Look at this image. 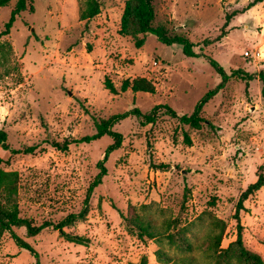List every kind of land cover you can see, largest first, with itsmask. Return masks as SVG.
<instances>
[{
  "label": "rangeland",
  "instance_id": "obj_1",
  "mask_svg": "<svg viewBox=\"0 0 264 264\" xmlns=\"http://www.w3.org/2000/svg\"><path fill=\"white\" fill-rule=\"evenodd\" d=\"M125 1L98 0L99 13L86 22L80 19L85 0H26V9L0 37V128L9 147L0 144L1 167L17 173L20 216L38 225L78 213L112 138L72 143L67 150L51 142L92 134L96 121L134 107L146 113L164 103L178 114L191 113L220 82L206 55L229 79L204 104L199 129L165 113L146 124L133 114L113 124L121 145L105 160L106 174L89 196L85 216L63 227L81 241L52 227L33 236L24 227L14 231L41 264H128L143 255L149 264H164L156 258L158 249L172 262L213 264L214 252L203 249L219 230L212 216L225 223L220 247H226L236 237L232 216L241 191L261 167L264 172V0L236 13L225 28V15L252 0H153L154 24L189 38L198 56L151 33L140 46L121 35ZM15 2L0 6V31ZM238 69L243 75L231 74ZM138 77L154 90H120L124 79ZM105 78L118 93L105 88ZM185 132L191 144L184 142ZM28 146H36L33 153L21 151ZM244 207V245L264 261V186ZM131 210L157 226L180 215L192 249L177 250L163 235L140 240L121 216ZM0 264H35V258L4 232Z\"/></svg>",
  "mask_w": 264,
  "mask_h": 264
},
{
  "label": "trees",
  "instance_id": "obj_2",
  "mask_svg": "<svg viewBox=\"0 0 264 264\" xmlns=\"http://www.w3.org/2000/svg\"><path fill=\"white\" fill-rule=\"evenodd\" d=\"M9 0H0V6H4ZM263 0H252L242 10H234L231 13L225 15V22L223 27L227 26L230 19L239 12H243L256 3ZM99 2L98 0H85V6L80 12V19L86 20V22L99 13ZM26 9V0H16L14 7L10 11V15L7 21L4 23L3 29L0 31V37L9 33L17 15ZM155 9L153 0H126L124 2L123 10L120 16V28L119 33L121 35L130 36L135 38V43L140 46L143 43L144 35L147 33L154 34L159 41L165 44L178 43L182 46V50L186 55L198 56L199 54L193 50L194 43L187 37L181 34H169L166 27L163 25L154 24ZM141 35V38L138 36ZM1 44V41H0ZM211 65L214 67L216 72L220 76V82L214 87L209 89L204 96L195 104L193 110L189 114H178L175 109L170 105L159 103L152 106V108L142 113L137 107L130 110L116 113L107 119H100L95 122V132L89 135L82 136L74 139H64L61 142L53 141L51 145L59 150H67L69 145L72 143H88L95 139L107 135L112 138V142L107 145L103 159L97 163L98 173L95 175L93 180L90 182L87 189V196L84 201V207L78 213H70L65 218L57 223L44 221L38 225L33 224L28 218L22 217L19 214L17 193H18V178L15 171H6L1 167L2 158L0 157V239L4 232H8L15 244L23 249L30 251L34 258L35 264H41L38 259L37 252L32 246L26 242L23 238L16 234L14 228L24 227L28 236L38 234L44 228L52 227L53 229L59 230L67 239H73L81 241L78 236L70 235L64 232L63 227L71 224L76 219L83 218L87 211L88 198L101 181L102 177L106 174V168L104 165L109 153L120 147L122 141V134L112 129L113 124L121 119H124L129 114H133L137 117L142 118L141 123L146 124L153 122L159 113H165L171 117L178 119V121L184 125H188L191 128L199 129L202 123L205 121L202 112L203 106L213 95H215L219 89H221L227 80L229 74L226 73L223 66L217 61L206 55ZM243 75L240 69L233 71L231 74ZM246 75V74H245ZM250 79V74H247ZM260 80L262 81V94L264 96V74L260 73ZM104 86L112 93H118L117 88L111 82L109 78H105ZM130 88L133 91H147L152 92L154 90L153 85L150 81L145 78H134L124 79L121 83L120 90L125 91ZM7 134L0 128V144L4 148H9L6 143ZM183 140L186 144H191V138L188 133H184ZM36 146H28L22 148L21 151L24 153H33ZM12 151H19L14 150ZM165 167V165H160ZM262 168V167H261ZM260 168V172L257 174V178L254 182L249 183L247 187L241 191L233 213V218L236 221V237L233 241L229 242L226 247H220V243L225 230V223L218 218L213 217L212 224L219 230L212 236H209L205 247V251L212 250L214 252V263L213 264H264V261L259 253L248 249L243 242L242 231L243 226L240 222V211L244 210V201L249 195L259 190L264 186V172ZM185 199H183L184 202ZM127 230L136 235L140 240L146 238L152 239L163 235L170 244H172L177 250L187 251L192 249V243L190 242L187 233L188 226L181 223L180 215L174 216L164 220L161 226H157L151 219L145 218L143 214H140L136 210H131L127 214H121ZM202 247V246H201ZM157 260L164 264H193L190 261L175 262L171 260L170 256L162 250L158 249L155 251ZM128 264H149L147 257L143 255L138 263L129 262Z\"/></svg>",
  "mask_w": 264,
  "mask_h": 264
},
{
  "label": "built area",
  "instance_id": "obj_3",
  "mask_svg": "<svg viewBox=\"0 0 264 264\" xmlns=\"http://www.w3.org/2000/svg\"><path fill=\"white\" fill-rule=\"evenodd\" d=\"M247 53V52H246Z\"/></svg>",
  "mask_w": 264,
  "mask_h": 264
}]
</instances>
